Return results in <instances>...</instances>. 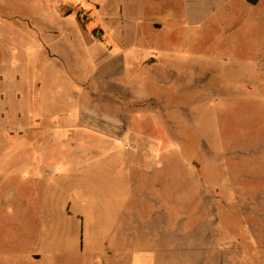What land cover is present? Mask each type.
Instances as JSON below:
<instances>
[{"label":"rangeland","instance_id":"1","mask_svg":"<svg viewBox=\"0 0 264 264\" xmlns=\"http://www.w3.org/2000/svg\"><path fill=\"white\" fill-rule=\"evenodd\" d=\"M96 1L0 0V264L95 263L136 214H169L163 264H194L181 229L196 238L201 226L204 264H264V57L239 58L173 18L142 31L139 0ZM115 116L120 139L101 127ZM84 120L85 139L68 134ZM145 152L140 166L122 157ZM167 173L170 191H147Z\"/></svg>","mask_w":264,"mask_h":264},{"label":"crops","instance_id":"2","mask_svg":"<svg viewBox=\"0 0 264 264\" xmlns=\"http://www.w3.org/2000/svg\"><path fill=\"white\" fill-rule=\"evenodd\" d=\"M87 2L89 5L93 3L97 5L98 8L100 7L96 0H87ZM117 7L119 13L125 15L121 3H119ZM133 9L138 15L147 12L150 16L145 23L138 24V27L145 25L142 31L149 29L152 30V32L155 30L161 31L164 28L165 22L173 18L175 19V24H177L175 29L179 31L194 29L196 32L200 33V36L207 35L208 38L210 36V38H212L210 41L222 43L218 45L219 47L235 49L236 56L239 58H241L243 54L247 55L252 49L253 51L250 53L251 58L256 59L264 57V52L261 51L262 53H259L256 51V49L259 48L264 49V0H139ZM166 17H168L169 20H165ZM122 25L123 27H121ZM119 27L120 29L126 28V24L120 23ZM134 30L140 32L137 28H134ZM240 49H244V52H239ZM35 105L20 106L19 110L29 109L30 111H35ZM120 108L122 107L120 106ZM25 116L27 117V115ZM109 120L114 122L113 125L109 122L110 129H106L108 124L104 121L101 127L105 128L106 134L111 136L116 135L113 137L120 139V137L123 136L121 116L118 118L115 116L114 119ZM41 124L42 122L40 119L35 121L32 120V118L24 119V117H21L18 118L17 121L19 127L27 129H40ZM74 125L75 124L71 126ZM81 127L83 131H74V133L69 131L68 134H72L73 137H77L78 139H85V137H87L86 120L83 121ZM108 131L109 133H107ZM8 156H10V154H8ZM132 156L137 158V163L135 165L140 166L153 155L148 152L142 153L139 157L130 153H126L125 155L124 153L122 154L125 161H130ZM128 163L129 162H127V164ZM134 167L129 165L128 172L131 170L133 171ZM162 176V183L164 184H146L147 191H153L158 188H163L165 191L168 187L170 191L172 185L169 183V173L166 175V182L164 180V175ZM175 188H179L178 190H181V192L186 191L183 198L189 199V201H192L197 196L187 193L199 192L192 186L179 185V187L176 186ZM170 223L169 214L168 216H163V218L155 215L145 216L144 214L140 216L136 214L134 217L125 219V221H120L119 225H117L118 233L115 239H112L114 242L110 240H105L103 243L101 242V248L97 251L100 260L92 264H123L122 259L115 261L111 258L110 254L113 256L116 254L121 257H128L126 258L127 261L125 264H156L154 260L155 256L159 257V261L163 264L165 261L162 260V257L170 255L171 238H176L175 235H172L174 232L171 234ZM208 228L207 226H201L199 232L202 236L196 238H193L191 233H187L189 230H193L192 227L188 228V230L181 229L188 240V242L181 244V247L184 248L186 259L188 258L186 261L190 259L189 261L191 263L204 264V254L208 251L203 247V244H205L207 240V237L203 235H211L212 232L211 229ZM190 240H197L194 246L193 244L192 246L189 245ZM108 241L109 244L107 243ZM154 241H157L158 246L163 249V251L156 253ZM107 248H110L109 250H111V252H105ZM52 253L53 252L50 253L51 255L47 256H60L57 251ZM51 261H54V264H59L60 260L54 259Z\"/></svg>","mask_w":264,"mask_h":264}]
</instances>
